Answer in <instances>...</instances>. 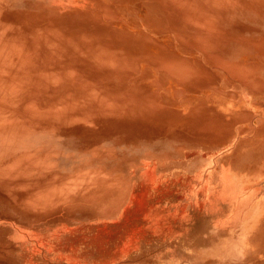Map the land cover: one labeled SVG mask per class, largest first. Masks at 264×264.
<instances>
[{
	"label": "rangeland",
	"instance_id": "1",
	"mask_svg": "<svg viewBox=\"0 0 264 264\" xmlns=\"http://www.w3.org/2000/svg\"><path fill=\"white\" fill-rule=\"evenodd\" d=\"M263 7L0 0V264H264Z\"/></svg>",
	"mask_w": 264,
	"mask_h": 264
},
{
	"label": "crops",
	"instance_id": "2",
	"mask_svg": "<svg viewBox=\"0 0 264 264\" xmlns=\"http://www.w3.org/2000/svg\"><path fill=\"white\" fill-rule=\"evenodd\" d=\"M219 84H220V89L218 88L216 93H214L215 98H224L227 95H230L232 97L235 96V90L239 91L236 96V98L240 97L241 103L240 107H243L245 104V101L241 98V93L248 92L252 94L253 96H258L259 94L264 95V76L262 74H254L251 72H239V76L237 77L226 74L224 77H218ZM228 90L229 94H223L221 91L222 90ZM203 106V107H202ZM215 108H211L210 106L206 107L201 102L199 103V112H198V121L199 122V129L200 132L203 131H210L212 132L214 130L215 125L210 121L212 117L219 112L217 105L214 106ZM205 110H211L209 114H206ZM241 111V110H240ZM240 111H234L233 115L239 117ZM243 113L245 111H242ZM227 116L230 117L232 113H227ZM249 115V114H248ZM244 116V115H241ZM218 116L214 117L217 118ZM236 117V118H237ZM253 117H251L252 119ZM252 123H255V119L253 118ZM203 127V128H201ZM208 127V129H206ZM212 127V129H211ZM216 133V130H215Z\"/></svg>",
	"mask_w": 264,
	"mask_h": 264
},
{
	"label": "bare ground",
	"instance_id": "3",
	"mask_svg": "<svg viewBox=\"0 0 264 264\" xmlns=\"http://www.w3.org/2000/svg\"><path fill=\"white\" fill-rule=\"evenodd\" d=\"M263 10H264V7H263ZM262 69H264V65H263V67L260 68V70H262Z\"/></svg>",
	"mask_w": 264,
	"mask_h": 264
}]
</instances>
